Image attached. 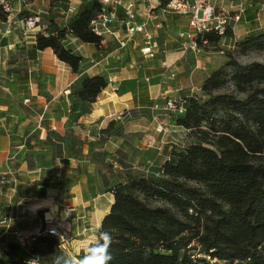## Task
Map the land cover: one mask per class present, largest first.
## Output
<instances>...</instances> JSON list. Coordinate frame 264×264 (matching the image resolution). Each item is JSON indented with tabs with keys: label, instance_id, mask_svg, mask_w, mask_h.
I'll use <instances>...</instances> for the list:
<instances>
[{
	"label": "trees",
	"instance_id": "1",
	"mask_svg": "<svg viewBox=\"0 0 264 264\" xmlns=\"http://www.w3.org/2000/svg\"><path fill=\"white\" fill-rule=\"evenodd\" d=\"M66 5L68 0H50L53 9H65ZM248 10L246 7L245 21ZM99 11L97 0H82L64 25L50 18L32 45L17 48L22 62L8 72L27 83L24 61L50 48L58 60L78 73L83 58L65 46L64 37L70 33L82 43L98 47L101 38L91 31L89 22ZM20 13L16 15L20 17ZM7 19L8 13L0 8V22ZM244 35L233 41L239 53L264 51V29ZM225 37L232 38V31L227 30ZM218 38L210 34L209 42L216 44ZM226 58L208 73L198 92H184L179 99L183 109L174 124L184 131L186 140L167 148L154 173L127 172L106 188L112 202L94 236L96 239L102 231L111 233L110 264H264V63L242 64L231 54ZM149 81L155 84L157 78ZM133 83L122 80L116 91L133 89ZM108 85L104 75L78 77L68 94L69 122L89 113ZM138 86L141 89L143 83L138 81ZM112 128L109 122L99 130L98 141ZM51 136L69 146L75 157L81 152L74 149L75 138L67 140L48 131L45 143ZM93 156L95 162L99 157L108 158L104 151ZM40 184L46 186L47 180ZM38 195L44 197V190ZM34 243L43 250L38 264H54L56 256H69L54 235L40 233ZM7 249L0 264H33L31 247L25 251L7 241ZM85 254L81 250L70 257L78 262Z\"/></svg>",
	"mask_w": 264,
	"mask_h": 264
},
{
	"label": "crops",
	"instance_id": "2",
	"mask_svg": "<svg viewBox=\"0 0 264 264\" xmlns=\"http://www.w3.org/2000/svg\"><path fill=\"white\" fill-rule=\"evenodd\" d=\"M26 1L17 0V7L12 4L13 8L18 10L17 13L22 11L20 5L30 9L31 5L38 2L42 7L20 19L21 23L29 16L53 10L50 8V0H31L25 3ZM81 1L68 0V3L72 2L74 7H77ZM244 2L245 6L249 7L246 0ZM138 9L137 20L139 21L145 18L146 11L142 5H138ZM165 16L169 18V14ZM11 17H8L7 22H0V218L10 214L13 219L11 229H19L25 234L45 229L48 223L44 216L47 214L45 211L47 208L33 209L31 207V204L40 198H51L59 206L67 205L71 210L77 205L88 202V198L83 197L82 193L86 185L89 192L94 194L92 199L107 195V199L111 202L112 195L106 189L104 191L105 187L101 179L103 175L90 165L86 166L90 158V145L93 146L91 154L104 151L110 154L109 156L113 155V151L121 149L123 143L120 136L113 135V131L120 127L123 118L129 115L130 110L152 109L155 104L157 105L156 100L159 96L160 99L172 96L180 99L184 91L198 90L208 75L206 72L212 71L215 65L225 61V58L207 52L196 57L190 52L185 53L181 43L180 46L178 44L173 48L174 43L168 41L159 43L162 51L151 59L152 65L149 66L146 64V59L140 56L139 49L142 46L140 34L134 35L127 41L125 47H120L119 40L124 37V26L116 24L118 37L110 36L106 39H108L107 42L115 40L118 46L112 48L109 43H105L106 39H103L98 50L95 47L91 50L94 53L92 57H86L84 51L86 48H91V44L82 43L70 33L64 37L65 46L79 53L83 58L78 73L73 72L69 66L58 60L50 48H45L37 51L35 59L24 61L23 64L27 66L28 72L27 83H25L24 78L20 79V75L13 76L8 69L17 67L22 62V57L17 56V48L22 45H32L34 36L39 32L35 29L39 27L29 34L16 33L15 26L11 24ZM121 17L122 14H120ZM159 21L161 26V16L150 19L147 23L148 29L152 31L156 39L161 29V27H155ZM242 22H247L244 17L240 24ZM180 24L185 29L186 21L182 17H180ZM238 24L239 22L234 25V28ZM255 26L243 32L238 31V34H233V38L240 39L245 36V33L260 28ZM91 51L90 54H92ZM14 57H18V60H13ZM195 62L201 65V73L195 81H191V73L195 70L188 77L189 73H186L183 67L188 65V68H191ZM173 72H176L175 75L178 74V76L174 85H170L171 82L168 83L167 77ZM182 72L185 76L179 77ZM84 74L104 75L109 85L91 104L89 113L80 116L76 122L70 123L68 94L71 84ZM149 78H157V83L150 84ZM127 79L133 80L136 86L127 91L117 92L118 83ZM138 81L143 83L141 89ZM121 110L126 111L122 117L112 116ZM109 122L113 123V128L108 136L102 134V141L99 142V130L106 128ZM48 131L66 136L67 140L75 138L79 143L75 144L74 149L80 148L81 152L75 157L70 153L69 146L55 140L52 136L51 141L45 143ZM79 172H87V176L83 173L78 175ZM44 179L47 180L46 186L40 184ZM41 190L45 192L44 197L38 195ZM97 226L98 224L95 230ZM0 241H13L12 234H2L1 225Z\"/></svg>",
	"mask_w": 264,
	"mask_h": 264
},
{
	"label": "rangeland",
	"instance_id": "3",
	"mask_svg": "<svg viewBox=\"0 0 264 264\" xmlns=\"http://www.w3.org/2000/svg\"><path fill=\"white\" fill-rule=\"evenodd\" d=\"M30 1L31 0H27L25 3H29ZM11 2L14 7L18 6L17 0H11ZM246 3L249 6V16H247L246 18L247 22H242L241 24L239 22L236 28L233 29L234 32L232 31V34L236 35L239 32H243L248 28L254 27L255 25V27L264 29V5L261 4L262 0H246ZM20 6L22 8L20 17L19 14H12L11 24L15 26L16 33L21 32V34H23L22 32H24V34H29V32H33L34 29L28 31L25 30L22 23L20 22V19L26 17L29 14H32L38 9H41L42 6H40L38 2H35V4L31 5L30 9H28V7L24 5ZM66 6L68 7V5ZM66 8L53 9L51 11H48V13L39 12L41 16L40 27L35 30L44 31L50 18H52L55 22H60V24H63L68 19L66 15ZM257 11L259 14V19L248 22V20L250 19H255V13ZM165 17L167 16H162V25L157 38L159 40V43L171 41L172 43H174V45H172L173 48H175L176 45L178 46V44L180 46L182 39L179 37L178 33L181 29H183L180 26V17L172 13H169V18ZM7 20H9V18ZM244 26H246V28H244ZM192 34L194 35L195 33L193 32ZM108 37L110 36L105 37L104 40ZM107 40L108 39L105 40V43H109V46H111L112 48L118 46L115 40L112 39L109 42H107ZM229 41L231 47L229 44V47H227V49L222 54L215 50V44H210L207 48H205L204 52L225 59H227L226 57L228 56V54H231V56H233L239 63L242 64L250 63L253 61L264 63V51L249 50L245 53H239L237 51V46H235V44L233 43V41H235V38L232 37ZM90 46L92 47L86 48L84 50L86 57H90L94 54L91 51L92 49H94L93 47L97 48V50L99 49L95 45ZM90 51L92 54H90ZM201 54L196 57H199ZM146 61L147 65H152V63L150 62L151 59H146ZM155 61L157 63L156 58ZM188 67L189 66L186 65L183 67V69L186 73H189L187 74L188 77L190 76V73L195 70L194 73H191V81H195V78L199 73H201L200 70L202 67L200 64L197 65L196 62L194 63L193 67ZM218 67L219 65H215L213 67V70H216ZM175 73H170L169 77H167V80H169L168 83L171 82L170 85H174V82L177 79L178 74L175 75ZM206 73L208 74L209 70ZM180 76L184 77L185 74L182 72L179 74V77ZM198 91L199 89H194V91L192 92ZM184 92L186 93V91ZM160 102L161 104H159ZM156 103L158 106L155 104L152 109L130 110L129 115L123 118L120 127L116 128V131H113V135H118L121 137V140L123 142L121 146L122 150L116 149L113 151V155L109 156V154L108 158L106 159L99 157L96 162L94 160V154L90 156L86 166L90 165L91 168H95V170L98 171L99 174L103 175V178L101 179L103 182V186L105 187L104 191L107 187H109V185H112L116 181L122 180V176H124L127 172L135 175L136 173H154L156 169L163 163V160L167 155V148H169V146L171 145H175V143L179 144L180 142H184L186 140L184 131L180 128L175 127L174 124L176 115L179 113V106L181 104L179 101V97L172 96L169 98L160 99L159 96L156 100ZM125 113V110H121V112H116L112 116L114 118L117 116L122 117ZM125 148H127V150H125ZM81 173L86 174L87 176V172H79L78 175H82ZM82 193L83 197H85L86 199L88 198V202L77 205L73 207L74 209L71 210L69 209V206H59L55 201L53 202V199L49 198L53 204L54 212H51L52 217H48L47 214L44 215L46 216L45 220L48 222L46 223L45 228H50L53 225L60 230H64L67 234L66 243L64 244L63 248L69 256H75L81 250H87L88 244L95 239L94 235L96 224H98L99 226L101 218L105 213H107V211L109 210V205L112 202L107 199V195L97 196L95 199H92L94 194H91L89 192V190L86 188V185H84ZM46 211H49V209L47 208ZM3 229L4 227H2V231ZM39 230L44 231V229ZM30 247L31 250L34 251V253H32L30 256V261L33 264H38L37 258L43 252L42 246L33 243Z\"/></svg>",
	"mask_w": 264,
	"mask_h": 264
},
{
	"label": "built area",
	"instance_id": "4",
	"mask_svg": "<svg viewBox=\"0 0 264 264\" xmlns=\"http://www.w3.org/2000/svg\"><path fill=\"white\" fill-rule=\"evenodd\" d=\"M100 4V11L96 17L89 22L91 31L103 40L107 36L118 37L116 35V24L124 26V37L119 40V46L125 47L127 41L134 35L140 34L142 46L140 47V56L144 59H153L162 51V48L148 29L147 23L150 19H157L159 16L166 14L178 15L186 21L185 29L181 30L178 35L182 39L181 45L184 52H190L194 56L203 53L211 42L209 35L218 36L215 44V50L223 53L229 47L231 38H226L227 30L233 31L234 25L244 17L245 2L244 0H97ZM264 5V0H262ZM138 5H142L146 11L145 18L137 20L139 17ZM0 8L8 13V17L18 12L12 6L11 0H0ZM75 7L72 2L68 3L66 15L74 11ZM120 14L122 17L120 18ZM256 19H259L257 12ZM40 15L35 14L22 20L25 30H33L40 27ZM160 21L157 22L156 28L161 27ZM195 33L194 35L192 33ZM231 47V44H230ZM173 75V74H172ZM179 112L183 106L180 104ZM13 221L10 214L0 218V225L4 227L2 234H12L13 241L25 251L30 249L31 244L36 240L40 233H47L56 236L60 242L66 243L67 234L55 226L45 228L44 231L39 229L31 234H25L19 229H11ZM7 242L0 241V256L7 252Z\"/></svg>",
	"mask_w": 264,
	"mask_h": 264
},
{
	"label": "clouds",
	"instance_id": "5",
	"mask_svg": "<svg viewBox=\"0 0 264 264\" xmlns=\"http://www.w3.org/2000/svg\"><path fill=\"white\" fill-rule=\"evenodd\" d=\"M111 243V233L102 231L78 262L70 256L59 255L55 257L54 264H110L112 259L109 251Z\"/></svg>",
	"mask_w": 264,
	"mask_h": 264
},
{
	"label": "bare ground",
	"instance_id": "6",
	"mask_svg": "<svg viewBox=\"0 0 264 264\" xmlns=\"http://www.w3.org/2000/svg\"><path fill=\"white\" fill-rule=\"evenodd\" d=\"M31 207H33V209H37V208H48L49 209V211H47V216L48 217H52L51 212H54L53 204H52V202H51V200L49 198H40L38 200H35L31 204Z\"/></svg>",
	"mask_w": 264,
	"mask_h": 264
}]
</instances>
